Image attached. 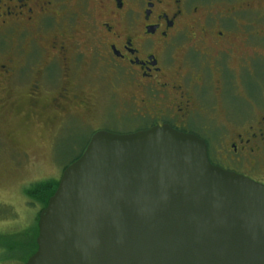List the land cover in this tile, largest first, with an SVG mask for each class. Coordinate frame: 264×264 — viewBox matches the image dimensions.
Returning <instances> with one entry per match:
<instances>
[{
  "label": "flooded vegetation",
  "instance_id": "af4514ba",
  "mask_svg": "<svg viewBox=\"0 0 264 264\" xmlns=\"http://www.w3.org/2000/svg\"><path fill=\"white\" fill-rule=\"evenodd\" d=\"M254 14L257 23L264 20V0H0V42L8 48L0 64L4 102L24 112L26 126L32 116L51 118V150L62 133L78 129L87 136L83 144L68 145L77 155L67 166L97 132L168 126L204 142L213 166L264 185V114L218 151V92L222 101L226 75L227 93L234 97L228 63L252 72L263 57L249 52L254 40L264 46V36L233 33L239 26L251 29ZM84 66L85 76L100 67L112 74L111 88L124 84L134 91L118 111L133 110L134 130L105 126L110 105L96 96L93 76L80 79ZM212 73L218 77L215 92ZM211 93L216 106H207ZM245 101L250 114L264 108L248 96Z\"/></svg>",
  "mask_w": 264,
  "mask_h": 264
},
{
  "label": "water",
  "instance_id": "95a60500",
  "mask_svg": "<svg viewBox=\"0 0 264 264\" xmlns=\"http://www.w3.org/2000/svg\"><path fill=\"white\" fill-rule=\"evenodd\" d=\"M24 264H264V185L168 126L95 133L37 221Z\"/></svg>",
  "mask_w": 264,
  "mask_h": 264
},
{
  "label": "rangeland",
  "instance_id": "374dc122",
  "mask_svg": "<svg viewBox=\"0 0 264 264\" xmlns=\"http://www.w3.org/2000/svg\"><path fill=\"white\" fill-rule=\"evenodd\" d=\"M257 16V14L252 16L251 29L239 26L237 30H233V33H236L235 35L239 37L244 35V32L264 36V20L257 23ZM254 41L256 43L252 46V51L249 54L255 52L263 56L259 58L260 62L253 63L252 72L248 69H238L235 61L228 63V68L234 70L228 71L234 75L230 88L234 97L227 93L229 89H227L226 82L228 84L230 80L227 75L226 93L224 90L222 101L218 92L219 152H224V144L229 142L232 134L241 132V129L248 127V124H255L258 115L264 114V108L257 109L251 114L247 112L250 105L245 101L248 96L256 107L264 105V46L260 45L257 40ZM6 45L5 41L0 42V48L2 49L0 64L5 63L3 60L6 59V51L8 50ZM243 52L240 45L238 53ZM245 52L247 51L245 50ZM82 69L84 71H82L83 76L80 79L86 81V79L93 76L96 96L98 95L106 106L110 105L111 112L107 113L105 126L122 132L134 130L137 121L131 108H128L126 113L118 115L122 103L135 95L134 91L129 87H125L124 84L114 89L111 88L109 84L114 81L112 74H102L100 67L95 68L87 76H85L86 67L84 66ZM209 79L212 81L211 89L215 92L219 88L218 77L212 73ZM105 85L108 87H105ZM5 89L6 86L0 84V264H22V258L29 239H26L25 243L16 245L24 237H16L11 240L2 238L3 236L19 235L28 229H32L37 224L36 217L40 212V208L37 204L34 206L29 205L30 202L26 199L25 190L39 182L59 180L64 168L77 155V152L68 150V145L73 141L77 144H83L87 136L81 134L78 129H74L72 132L69 131V135L62 133L59 140L56 141L57 144L54 150H51L55 138L52 136L51 140V133L47 132L51 128V118L32 116L28 126H26L24 112L18 111L4 102L7 96ZM215 96L214 93L209 95L207 106L211 103L213 106L217 105L214 104L215 99L211 100V97L216 98ZM226 111L229 112L228 115H226ZM110 116L119 121L109 120ZM90 125L95 127L96 122L91 121ZM72 136L75 138H72ZM18 246H22L24 251L20 250ZM11 247L15 248L14 251L10 250Z\"/></svg>",
  "mask_w": 264,
  "mask_h": 264
},
{
  "label": "trees",
  "instance_id": "16d2710c",
  "mask_svg": "<svg viewBox=\"0 0 264 264\" xmlns=\"http://www.w3.org/2000/svg\"><path fill=\"white\" fill-rule=\"evenodd\" d=\"M58 185V180L56 181H43L39 182L37 184L31 185L29 188L25 190V196L26 199L30 202L29 205H38L40 208V211L44 209L47 206L48 200L55 192ZM39 215V213H38ZM38 215L36 217V222L38 221ZM38 234L37 230V224L32 228L28 229L27 231H24L23 233L19 235H12V236H3L2 239H14L16 237H24L22 240H19L16 245L20 243H25L26 239H29V243L26 246L23 258H22V264H24L27 259L36 251V237ZM20 250L24 251V248L22 246H18ZM14 247H11L10 250L14 251Z\"/></svg>",
  "mask_w": 264,
  "mask_h": 264
}]
</instances>
